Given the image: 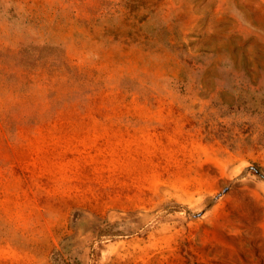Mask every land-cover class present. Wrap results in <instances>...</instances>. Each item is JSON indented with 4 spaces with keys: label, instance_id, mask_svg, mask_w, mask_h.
<instances>
[{
    "label": "rangeland",
    "instance_id": "1",
    "mask_svg": "<svg viewBox=\"0 0 264 264\" xmlns=\"http://www.w3.org/2000/svg\"><path fill=\"white\" fill-rule=\"evenodd\" d=\"M0 264H264V0H0Z\"/></svg>",
    "mask_w": 264,
    "mask_h": 264
}]
</instances>
